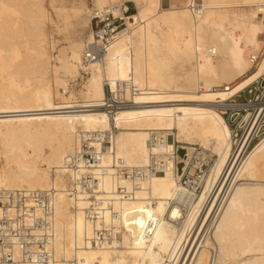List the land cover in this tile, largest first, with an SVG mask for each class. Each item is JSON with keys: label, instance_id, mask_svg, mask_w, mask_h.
Here are the masks:
<instances>
[{"label": "bare ground", "instance_id": "bare-ground-1", "mask_svg": "<svg viewBox=\"0 0 264 264\" xmlns=\"http://www.w3.org/2000/svg\"><path fill=\"white\" fill-rule=\"evenodd\" d=\"M123 1L91 0V8L87 0H0V188L49 193V210L36 205L26 220L41 217L50 264H264V135L234 170L228 190H214L232 160L222 112L230 97L264 75V41L247 56L253 68L261 61L255 72L235 84L238 70L223 68L218 54L244 51L233 34L248 30V7L264 32V0H200L196 9L193 0L181 7L158 0L150 14L141 0H130L129 16L121 12ZM105 10L123 16L125 27L98 58L84 59L92 30L54 53L44 32L54 16L91 28L92 15ZM165 32L185 42L196 90L170 86L174 73L160 78L168 62L150 50ZM135 45L144 50L139 89L132 80ZM79 70L82 100L74 103L66 78ZM216 84L223 87L213 92ZM105 86L131 100L111 117L103 107ZM91 133L99 136L92 142L97 162L70 161L82 135ZM80 173L96 182L71 193Z\"/></svg>", "mask_w": 264, "mask_h": 264}, {"label": "built area", "instance_id": "built-area-1", "mask_svg": "<svg viewBox=\"0 0 264 264\" xmlns=\"http://www.w3.org/2000/svg\"><path fill=\"white\" fill-rule=\"evenodd\" d=\"M128 3L131 2L126 0L120 4L124 7L121 12L125 16H129L133 12ZM91 20L93 39L85 44L84 59L86 61L98 58L106 49L113 35L125 27L123 16L114 15L110 10L103 11L101 15L93 14ZM83 75H85L84 71L78 79H82ZM105 89L103 107L110 117L117 109L130 104L131 100L124 97L119 90L111 91L107 86H105ZM228 102L231 103V106L226 107L222 114L232 131L233 141L230 150L232 160L226 173H222L215 182L214 190L216 189V192L222 191V189V192L228 190L235 174L233 173L234 170L242 163L254 143L264 135V75L230 97ZM95 138H99L97 133L87 134V136L82 135L76 156L74 157V154H71L68 159L70 161L73 158L78 159L79 162L82 161L80 163L83 166L97 162L98 156L94 154L92 143ZM100 143L102 145L109 144L108 140L103 138H101ZM71 164L70 168H76L78 163L71 162ZM202 167L206 168L207 165L202 163ZM231 169L233 170L229 173ZM198 171L197 176L202 174L200 170ZM162 172V169L156 170V173ZM187 177L188 173H184L180 180L187 184ZM92 178L93 182L91 181ZM94 182H96L95 175L80 173L73 179V187L70 192L72 193L76 185L83 184L85 188H89V186H93ZM198 183L200 182H197L195 191L199 190ZM48 194V192L33 190L8 191L0 188V208L3 209L0 212V264H25L29 262L50 264L47 261L50 255L47 251L48 248L45 247V237H43V235L47 236V230L42 229L41 217L35 215L32 221L28 222L26 220V215L31 218L30 215L33 214L36 205H45V208L49 210V205L46 204ZM32 201L38 204L33 205ZM11 209L15 210L14 214L11 213ZM15 249L18 253H15Z\"/></svg>", "mask_w": 264, "mask_h": 264}, {"label": "rangeland", "instance_id": "rangeland-1", "mask_svg": "<svg viewBox=\"0 0 264 264\" xmlns=\"http://www.w3.org/2000/svg\"><path fill=\"white\" fill-rule=\"evenodd\" d=\"M45 1L46 0H44V2ZM141 1H142L141 10L146 11V14H150L151 12L153 13L155 11L154 8L158 0H141ZM87 2L88 5L92 8L91 0H87ZM185 3L186 0H161V5L163 7L170 5L181 7L184 6ZM128 5L131 8V11L134 12L135 11L134 4L131 2L128 3ZM198 5H201V1L193 0V7L195 9L198 8ZM229 5H232V3H230ZM263 6L264 5H262V7ZM150 9L153 10L149 11ZM239 11L241 12L242 9L237 10V12ZM244 11L248 13L249 11L251 12L250 15L246 16L245 19V22L249 24L248 30L244 32L243 35H240L241 33L236 35L234 33V30L231 29V31L233 30L232 32L234 33L233 35L236 37V45L244 49V51L237 49L232 51L230 54L228 53L226 54L224 53L221 55L218 54V59H221L223 63L222 66L223 68H232L234 70H238L237 75H235L231 79V84L240 82L244 80L246 77L250 76L253 72H255L258 64L261 62V61L258 62V64L253 68L251 67L247 59L250 50L255 46V44H257L261 40L264 41V32L263 33L258 32L259 14L252 11L251 7L246 8ZM54 20L55 21L53 25L46 24L44 26V32L46 34V37L47 35H49L50 36L49 39L53 41L52 44L54 48V53H56L58 48L68 44L72 40H76V39L83 40L86 37V34L91 30L90 22H88L86 26L80 25L77 22L78 19L76 17H69L70 21L68 20V23L65 22L61 17L54 16ZM150 26L153 30H156L153 24H150ZM170 37H171V32L169 33L165 32L161 34L158 37L159 42L157 48L150 50V53L152 55L157 56L158 59H162L165 62H168L167 69L165 70L162 69L161 71H159L160 72L159 76L164 80L169 76V73H174V76L172 78V83L170 84V86H172L173 88L180 89L182 91L196 90V84L194 81L195 69H194L193 58L184 52L185 42L183 40L177 39L176 42L175 41L173 42ZM139 48L141 49V51L139 50ZM20 50H22V52L24 53L23 48H20ZM133 51H134L133 66L135 68L133 85L135 86L136 89H139L142 87V83H143L144 70H143L142 61H143L144 50L142 46L135 45L133 46ZM173 56H178L180 59L173 60ZM80 72L82 73V71L79 70V73L76 77L66 78V82L68 83V86L71 89V94H70L71 98H69V101L71 100L76 101L74 103L80 102V100H82V98L79 95V89L83 84L85 75H83L82 79L79 80L78 77L81 75ZM48 76L50 79H52L53 77L51 66L48 69ZM222 84L219 86L217 84L212 86V91L214 92L217 91L219 88H222L223 87ZM226 127L228 131L229 130L231 131V128L227 121H226ZM181 153L182 151H179V154ZM181 164L182 162L178 158L176 165L180 167ZM205 251L206 254L208 255L211 254L209 250H205Z\"/></svg>", "mask_w": 264, "mask_h": 264}, {"label": "crops", "instance_id": "crops-1", "mask_svg": "<svg viewBox=\"0 0 264 264\" xmlns=\"http://www.w3.org/2000/svg\"><path fill=\"white\" fill-rule=\"evenodd\" d=\"M177 7V6H176ZM139 50L141 51V49L139 48ZM131 54H132V59H131V61H132V66L134 65V51H133V47H132V52H131ZM142 63H143V61H142ZM134 71H135V68H134V66H133V71H132V80H134Z\"/></svg>", "mask_w": 264, "mask_h": 264}, {"label": "snow or ice", "instance_id": "snow-or-ice-1", "mask_svg": "<svg viewBox=\"0 0 264 264\" xmlns=\"http://www.w3.org/2000/svg\"><path fill=\"white\" fill-rule=\"evenodd\" d=\"M261 11H264V8H262Z\"/></svg>", "mask_w": 264, "mask_h": 264}]
</instances>
